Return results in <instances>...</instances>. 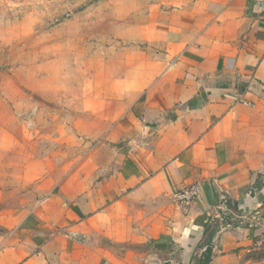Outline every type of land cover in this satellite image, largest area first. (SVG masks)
Here are the masks:
<instances>
[{
  "label": "crops",
  "instance_id": "1",
  "mask_svg": "<svg viewBox=\"0 0 264 264\" xmlns=\"http://www.w3.org/2000/svg\"><path fill=\"white\" fill-rule=\"evenodd\" d=\"M138 5L134 55L96 97L82 90L107 127L3 225L0 264H264V0Z\"/></svg>",
  "mask_w": 264,
  "mask_h": 264
},
{
  "label": "rangeland",
  "instance_id": "2",
  "mask_svg": "<svg viewBox=\"0 0 264 264\" xmlns=\"http://www.w3.org/2000/svg\"><path fill=\"white\" fill-rule=\"evenodd\" d=\"M138 2L0 0V237L107 127L111 117L84 110L82 90L96 97L122 71L113 62L134 55Z\"/></svg>",
  "mask_w": 264,
  "mask_h": 264
},
{
  "label": "built area",
  "instance_id": "3",
  "mask_svg": "<svg viewBox=\"0 0 264 264\" xmlns=\"http://www.w3.org/2000/svg\"><path fill=\"white\" fill-rule=\"evenodd\" d=\"M201 193V186L199 184H194L190 187H187L181 191H179L176 194V199L182 203H190L197 199ZM222 210L221 207H218L214 214H215V220L214 221H220L223 220L222 213L219 212V210ZM224 211V210H223ZM231 220V218H229ZM260 244L264 246V237L260 239Z\"/></svg>",
  "mask_w": 264,
  "mask_h": 264
},
{
  "label": "trees",
  "instance_id": "4",
  "mask_svg": "<svg viewBox=\"0 0 264 264\" xmlns=\"http://www.w3.org/2000/svg\"><path fill=\"white\" fill-rule=\"evenodd\" d=\"M229 215V214H228ZM227 215V212L226 214L225 213H222V216H223V219L226 220V218L228 217ZM229 218H230V215H229ZM206 261L209 262L210 261V254L208 255V257L206 258Z\"/></svg>",
  "mask_w": 264,
  "mask_h": 264
}]
</instances>
